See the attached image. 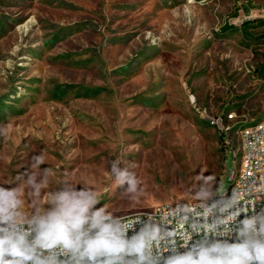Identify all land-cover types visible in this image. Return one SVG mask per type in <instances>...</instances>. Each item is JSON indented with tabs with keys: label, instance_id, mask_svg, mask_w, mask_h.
Segmentation results:
<instances>
[{
	"label": "rangeland",
	"instance_id": "rangeland-1",
	"mask_svg": "<svg viewBox=\"0 0 264 264\" xmlns=\"http://www.w3.org/2000/svg\"><path fill=\"white\" fill-rule=\"evenodd\" d=\"M248 19L264 0H0V185H19L30 213L70 179L119 217L224 192L241 130L264 119V25L244 33ZM231 113L229 136L206 116ZM45 168L34 201L26 174Z\"/></svg>",
	"mask_w": 264,
	"mask_h": 264
},
{
	"label": "clouds",
	"instance_id": "clouds-1",
	"mask_svg": "<svg viewBox=\"0 0 264 264\" xmlns=\"http://www.w3.org/2000/svg\"><path fill=\"white\" fill-rule=\"evenodd\" d=\"M0 135L6 129L0 128ZM44 159L33 157L32 168ZM121 163L111 161V176L124 194H137L140 180ZM42 171L39 182L35 173L24 181L34 201L55 175L51 168ZM58 185L47 191L44 205L34 202L30 213L23 209L19 185H0V264H264V208L253 205L240 219L232 198H213L205 189L196 196L199 211L185 209L194 220L181 235L183 243H173L161 258L162 242L176 235L166 230L163 216L122 218L98 206V193L87 184L64 179ZM226 212L227 219L217 218Z\"/></svg>",
	"mask_w": 264,
	"mask_h": 264
},
{
	"label": "built area",
	"instance_id": "built-area-1",
	"mask_svg": "<svg viewBox=\"0 0 264 264\" xmlns=\"http://www.w3.org/2000/svg\"><path fill=\"white\" fill-rule=\"evenodd\" d=\"M206 116L215 120L217 129L229 136L227 134V124H229L228 121H233L236 118V114L231 118H222V115L208 114ZM241 139L246 142V154H244L242 169H232L229 187L220 194H214L213 198H232L237 204L235 215L243 219V216L248 213L251 206L254 205L256 210L264 208V125L241 131ZM187 207L199 211L201 204L199 201L165 203L157 205L149 211L128 214L126 218H136L139 220L141 218H148L149 216L156 218L163 216L169 221L166 230L176 235L162 242L163 247L159 250V255L163 258L168 254L169 247L173 243L176 245L183 243L181 235L191 230V223L194 217L185 212ZM186 215H188L187 220H185ZM229 215L231 213L226 212L217 218L227 219ZM233 218L229 217V219ZM199 238V236L196 237V239ZM228 238L230 239L231 236L229 235Z\"/></svg>",
	"mask_w": 264,
	"mask_h": 264
},
{
	"label": "bare ground",
	"instance_id": "bare-ground-1",
	"mask_svg": "<svg viewBox=\"0 0 264 264\" xmlns=\"http://www.w3.org/2000/svg\"><path fill=\"white\" fill-rule=\"evenodd\" d=\"M235 113H231V114H228V118H231ZM223 118V117H222ZM209 119V118H208ZM211 123L215 126L216 125V121L212 119ZM259 125H264V119H262L261 121L253 124V125H249L245 128H243L241 131L243 130H248L250 129L251 127H259ZM233 125H227V131L231 130ZM244 154H246V142L245 140H242V156H241V161H240V167L237 169V170H241L242 169V164H243V159H244ZM233 170H236V169H233ZM122 218H126V216H123Z\"/></svg>",
	"mask_w": 264,
	"mask_h": 264
},
{
	"label": "crops",
	"instance_id": "crops-1",
	"mask_svg": "<svg viewBox=\"0 0 264 264\" xmlns=\"http://www.w3.org/2000/svg\"><path fill=\"white\" fill-rule=\"evenodd\" d=\"M246 21H248V23H249V25L248 26H251L252 24H254V23H261V24H263L264 25V20L262 19V20H258V21H252V20H250V19H248V20H246ZM254 22V23H253ZM243 23V22H242ZM241 26V25H240ZM236 27H234V25H231V24H226L224 27H223V29H225V30H230V29H235ZM250 29V28H249Z\"/></svg>",
	"mask_w": 264,
	"mask_h": 264
},
{
	"label": "trees",
	"instance_id": "trees-1",
	"mask_svg": "<svg viewBox=\"0 0 264 264\" xmlns=\"http://www.w3.org/2000/svg\"><path fill=\"white\" fill-rule=\"evenodd\" d=\"M248 25H249L248 21H245V22H243L241 24L242 31L244 33H247V34H248V31H249V26Z\"/></svg>",
	"mask_w": 264,
	"mask_h": 264
}]
</instances>
